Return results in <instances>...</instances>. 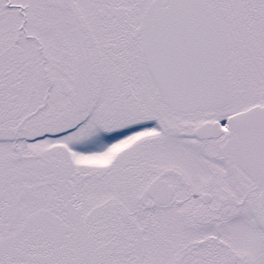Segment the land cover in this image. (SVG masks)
<instances>
[{
	"label": "snow or ice",
	"instance_id": "obj_1",
	"mask_svg": "<svg viewBox=\"0 0 264 264\" xmlns=\"http://www.w3.org/2000/svg\"><path fill=\"white\" fill-rule=\"evenodd\" d=\"M0 264H264V0H0Z\"/></svg>",
	"mask_w": 264,
	"mask_h": 264
}]
</instances>
